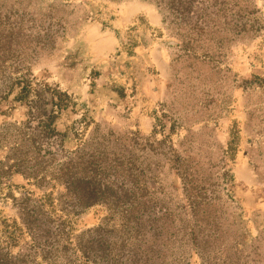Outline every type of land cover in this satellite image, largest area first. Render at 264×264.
Listing matches in <instances>:
<instances>
[{
	"label": "rangeland",
	"instance_id": "1",
	"mask_svg": "<svg viewBox=\"0 0 264 264\" xmlns=\"http://www.w3.org/2000/svg\"><path fill=\"white\" fill-rule=\"evenodd\" d=\"M189 9L176 21L169 0H0L3 254L264 264V0ZM236 10L260 32L238 34ZM52 112L53 137L41 124ZM75 152L109 168L113 190H143L145 231L140 208L126 223L123 207L75 206L61 165ZM32 206L54 238L41 248L25 223ZM95 250L106 262L91 261Z\"/></svg>",
	"mask_w": 264,
	"mask_h": 264
},
{
	"label": "trees",
	"instance_id": "2",
	"mask_svg": "<svg viewBox=\"0 0 264 264\" xmlns=\"http://www.w3.org/2000/svg\"><path fill=\"white\" fill-rule=\"evenodd\" d=\"M196 1L197 0H169L170 9L172 8L175 20L178 21L181 19L182 12H188L190 10V5ZM186 5H188V8H185ZM247 18L248 17L240 14L239 10L235 11L233 15V24L237 26L236 31L238 34L245 33L247 29L248 32H252L254 34L259 33L263 27L260 19L253 15H251L250 20ZM54 119L55 116L52 112V114L46 116V120L41 123L44 130L51 137H53L54 134L56 135V132L52 127ZM72 156L68 159L66 165H61L63 167L62 177L66 179L64 181L65 190L74 198L75 206L78 208L82 206L83 208H90L100 203L120 206L119 208L123 207V219L126 223H131L132 213L135 211L139 212L137 209L140 208L141 215L139 218L135 219L138 220V222H135L134 225L138 228L137 232L145 231L146 223L149 221L146 220L149 219L148 215H150V209L148 208V203L146 201H141L143 198L141 191L143 190L141 188H134L129 191L128 188L123 187L124 189L117 188V191H115L112 186H109V182H106V178L111 175L107 173L109 168L102 165V167L98 168V171L92 170L91 159L85 158L86 156L81 155V152H75ZM128 199L131 202L127 203ZM25 200H28V198ZM24 215L27 230L32 237V243L36 248H39L37 245H41V240L43 238H45L46 241L49 238L54 241V238H52L53 236L49 234L48 230L51 228L50 223L43 219V217H40L39 212L34 209L33 206L26 208ZM144 217L148 218L145 220ZM161 219H164L165 222H161ZM153 221L156 222V225L154 226L155 230H160V232L166 231V227L164 226V223L168 222L166 215H163L162 218L160 217ZM140 222L141 225H139ZM149 227H151V222L147 228ZM57 237L58 236L55 238ZM192 239L195 245L198 246L199 237H197V235H193ZM52 251V248H50V254ZM90 259L93 263L106 262V257L96 254V250ZM0 264H25V259H22L20 256L8 257L7 254H3V252L0 251Z\"/></svg>",
	"mask_w": 264,
	"mask_h": 264
}]
</instances>
